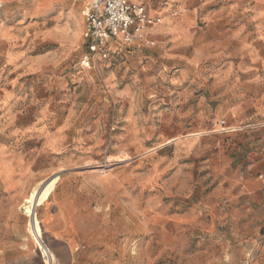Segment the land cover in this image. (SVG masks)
<instances>
[{
	"label": "rangeland",
	"instance_id": "374dc122",
	"mask_svg": "<svg viewBox=\"0 0 264 264\" xmlns=\"http://www.w3.org/2000/svg\"><path fill=\"white\" fill-rule=\"evenodd\" d=\"M90 1L0 0V239L45 264L57 175L55 264H264V0H141L171 31L86 70Z\"/></svg>",
	"mask_w": 264,
	"mask_h": 264
},
{
	"label": "built area",
	"instance_id": "2783aa9c",
	"mask_svg": "<svg viewBox=\"0 0 264 264\" xmlns=\"http://www.w3.org/2000/svg\"><path fill=\"white\" fill-rule=\"evenodd\" d=\"M83 38L86 50L80 65L86 70H97L101 61L122 47L155 46L148 29L159 24L158 17L150 15L147 7L132 0H91L83 9ZM224 130H231L225 121Z\"/></svg>",
	"mask_w": 264,
	"mask_h": 264
},
{
	"label": "crops",
	"instance_id": "0c3cea01",
	"mask_svg": "<svg viewBox=\"0 0 264 264\" xmlns=\"http://www.w3.org/2000/svg\"><path fill=\"white\" fill-rule=\"evenodd\" d=\"M136 1L142 2L141 0H136ZM189 1L191 2L192 0H189ZM242 1L244 2L245 0H242ZM198 3H199V1H197V4L194 5L196 8L202 6V4H200V3L198 4ZM188 5L189 4H186L185 7L187 8ZM145 6L147 7L150 15L155 16V12H153V14H152V10H151L150 6L146 3H145ZM258 7L262 8L261 6H258ZM259 12L261 15L258 17V21H259L258 23L262 24V12L261 11H259ZM207 19H208V24H210L214 21L213 15H211V16L208 15ZM164 20H165L164 23L162 22L161 24L160 23L156 24L148 30V33L150 34L152 39L154 38V40H155L156 37H154V36H156V34H159V32L168 33L169 31H171L170 20L168 18H165ZM251 23H253V22L248 21L244 24L249 25ZM247 25H245V26H247ZM261 28H262V26L260 28H258V30H261ZM251 34L252 33L250 31L247 32V34H246L247 39H251V36H252ZM260 40H262V37H260ZM155 42H156V40H155ZM51 194H52V191L49 194L48 198L51 196ZM48 198H47V200H48ZM34 246L36 247L35 243H34ZM33 249L34 248H29V241H26V243H25V241H23V240L19 241L17 239H14L13 237L9 238L6 235H4L3 238L0 239V264H28V261L31 259V256H32L30 251ZM57 264H69V263L65 262V258L62 256L61 258H59L57 260Z\"/></svg>",
	"mask_w": 264,
	"mask_h": 264
},
{
	"label": "bare ground",
	"instance_id": "6f19581e",
	"mask_svg": "<svg viewBox=\"0 0 264 264\" xmlns=\"http://www.w3.org/2000/svg\"><path fill=\"white\" fill-rule=\"evenodd\" d=\"M58 178L59 177L57 175L49 178L41 190L40 187L45 181L39 182L31 190L29 195H27V198H25L24 203L22 204L23 213L28 217L29 230L34 241L36 242L35 244H37L40 250L45 264H55V256L47 246H44L42 242L41 226L39 224L35 209L38 205L43 204L47 200Z\"/></svg>",
	"mask_w": 264,
	"mask_h": 264
},
{
	"label": "water",
	"instance_id": "95a60500",
	"mask_svg": "<svg viewBox=\"0 0 264 264\" xmlns=\"http://www.w3.org/2000/svg\"><path fill=\"white\" fill-rule=\"evenodd\" d=\"M49 179V178H48ZM47 179V180H48ZM47 180H45V182L41 185V187H40V190H41V188H43V186L45 185V183L47 182Z\"/></svg>",
	"mask_w": 264,
	"mask_h": 264
}]
</instances>
